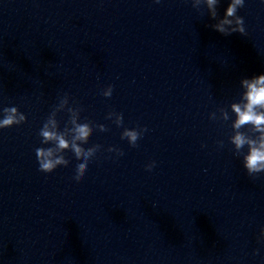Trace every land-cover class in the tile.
I'll return each instance as SVG.
<instances>
[{
    "label": "water",
    "instance_id": "water-1",
    "mask_svg": "<svg viewBox=\"0 0 264 264\" xmlns=\"http://www.w3.org/2000/svg\"><path fill=\"white\" fill-rule=\"evenodd\" d=\"M193 5L0 0V108L27 116L0 131V264H264V174L249 177L233 154L230 121L208 118L239 99L241 79L264 73V5L246 0V35L229 36ZM109 84L110 98L97 94ZM65 92L108 128L86 138L102 149L75 182L70 153L51 174L35 155ZM109 111L148 129L138 147ZM58 119L63 128L66 113Z\"/></svg>",
    "mask_w": 264,
    "mask_h": 264
},
{
    "label": "clouds",
    "instance_id": "clouds-1",
    "mask_svg": "<svg viewBox=\"0 0 264 264\" xmlns=\"http://www.w3.org/2000/svg\"><path fill=\"white\" fill-rule=\"evenodd\" d=\"M159 5L162 0H152ZM203 3L206 6L210 19L215 23L210 27L224 35L233 33L246 35L244 17L238 15V10L244 8L246 0H227V7L223 15L220 16L218 8L222 0H194L193 6ZM264 5V0H259ZM239 99L228 105L227 108L218 107L208 114L211 121L229 122L231 134L228 142L232 146L233 154L241 158L242 166L249 177H256L264 174V73L243 78L240 80ZM98 95L110 98L113 94V86L107 85L97 90ZM82 108L78 102L65 92L58 98V102L53 105L51 111L43 121L38 131L42 147L35 149L39 171L45 174L53 173L57 168L68 167L69 159L67 154H71V174L73 182L80 180L88 169L89 162L96 158L101 151L102 145L93 144L84 146L88 135L95 128L100 132L108 131L104 124L89 123L86 118L81 117ZM66 113L67 119L61 128L58 115ZM105 119L111 121L117 128L123 127V115L115 111H109ZM27 123V116L17 107L0 108V131L19 127ZM148 129L144 126L132 128L123 127L120 134L121 140H126L132 148L138 147V140L142 139ZM218 148H223L224 142H216ZM205 147V145H201ZM107 153L114 154V158L124 155V152L114 146L105 149ZM156 166V162L150 161L145 165V170L151 172ZM257 241L264 243V227L259 229ZM254 255H260V250H254Z\"/></svg>",
    "mask_w": 264,
    "mask_h": 264
}]
</instances>
